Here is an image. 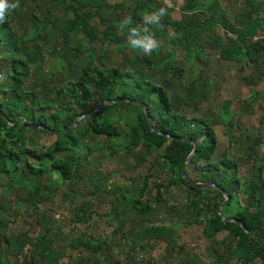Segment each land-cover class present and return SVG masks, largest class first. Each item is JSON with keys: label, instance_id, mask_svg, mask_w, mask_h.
Wrapping results in <instances>:
<instances>
[{"label": "trees", "instance_id": "16d2710c", "mask_svg": "<svg viewBox=\"0 0 264 264\" xmlns=\"http://www.w3.org/2000/svg\"><path fill=\"white\" fill-rule=\"evenodd\" d=\"M183 1L180 19L170 7L152 29L156 38L172 29L164 38L171 49L152 54L128 47L117 23L131 15L139 24L140 13L163 0H16L0 22V110L13 122L0 113V264H153L150 258L143 263L140 251L157 242L164 243L166 264L264 262V230H246L264 225V155L257 151L264 135L248 144L245 157L230 156L219 151L216 125L232 124L231 100L217 112L195 114L216 87L200 66L214 59L208 49L255 68L244 77L253 86L246 106L264 93L254 80L264 77V0ZM111 44L122 55L120 68L106 62ZM177 48L196 64L194 79L181 84L184 96L176 92L175 81L186 71ZM118 97L143 101L161 133L131 101L107 102L67 129L78 115ZM95 152L123 153L127 163H147L146 171L129 177L130 186L119 185L98 163L91 165ZM188 157L187 178L215 186L186 182ZM250 161L256 169L244 177L242 163ZM63 187L73 219L91 225V233L65 232L40 209ZM8 191L33 206V228L10 233L12 216L21 212L5 200ZM225 192L222 214L235 218L227 222L218 212ZM102 205L109 206L105 212ZM102 216L110 227L103 234L97 227ZM195 224L209 240L213 260L185 253L179 229ZM69 248L83 255L73 262L69 254L63 262Z\"/></svg>", "mask_w": 264, "mask_h": 264}, {"label": "rangeland", "instance_id": "374dc122", "mask_svg": "<svg viewBox=\"0 0 264 264\" xmlns=\"http://www.w3.org/2000/svg\"><path fill=\"white\" fill-rule=\"evenodd\" d=\"M169 3L172 5L171 13L173 18L180 19L183 14L182 7L184 1L169 0ZM215 30L218 31L219 34L225 35L227 38L230 36V33H225L220 26H217ZM172 34V29H169V32L165 37L168 38ZM165 37L161 35L157 38L160 42V46L155 49L156 51H162L163 48L171 49V45L164 40ZM114 46V44L109 46V53L106 62L109 65H117L120 68L122 55L115 51ZM208 52L213 54L214 59H212L208 65L205 66L201 63L200 66L201 69L204 70V75L209 76L208 78H211L215 82L216 87L210 92V96L201 102L199 110L195 114L200 115L208 108L217 112L224 106L225 100L230 99L231 102L228 105L230 112H228V116L232 124L225 125L224 122L220 121L216 125V132L220 141L219 151L226 150L230 156L245 157V149L248 144L258 137L260 138L261 133L264 135V93L262 91L264 90V77L261 79H258V77L254 79L255 83H257V88H259L263 94L254 105L248 107L246 106L244 99L253 92V86L245 82L244 77L254 72L255 68L248 64L241 67L240 62L220 59L218 51L209 50ZM176 55L179 64L186 68L182 77H179L175 81L177 94L183 95L185 93V88L182 86L184 85V87H186L189 81L194 79L192 75L196 64L191 65L188 62L187 52L182 48H177ZM197 89L199 90V88ZM257 151L259 155H264V141L261 142L259 147H257ZM154 155L155 152H152V154L147 157L152 159ZM90 159L92 161L91 165L98 163L105 172L112 175L111 179L113 182L123 186H130L131 180L129 177L141 173L144 174L147 168V163L140 167L135 166V160L131 158L129 159V163H127L123 153H119L113 157H103L95 152V154L91 155ZM254 163L255 161L242 163L241 174L244 177L252 175L253 169H256V165L253 168ZM64 189L65 187L61 188L60 194L47 200L40 206V209L42 211L46 210L47 214L52 216L55 220V224H59L65 232L70 231L72 234H78L79 232L91 233V225L76 222L73 219L74 211L67 202V197H63ZM154 193L155 192L152 190L148 191L146 197H152ZM15 195V193L8 191L5 198V200L13 203L21 212L20 215L12 216L13 222L10 224V233L28 227L33 228L35 225L34 216L30 215L34 210L33 206L25 205L18 201ZM108 207V205H102L101 212H105ZM97 227L101 234L110 231V227L106 225L104 216L99 219ZM179 241L184 245L185 253H198L208 261L215 258V253L211 251L210 242L204 237L201 226L198 224L180 227ZM69 254L73 257V262L79 260L81 255H83L79 250L69 248L67 255L62 258L63 262L68 260ZM164 256L165 249L163 242H157L155 246L151 248L144 246L140 251V258L143 263L147 258H150L153 264H166ZM115 258L122 260L124 255H117ZM233 263H235V261H233ZM254 264H264V262L256 260Z\"/></svg>", "mask_w": 264, "mask_h": 264}, {"label": "clouds", "instance_id": "9594fccd", "mask_svg": "<svg viewBox=\"0 0 264 264\" xmlns=\"http://www.w3.org/2000/svg\"><path fill=\"white\" fill-rule=\"evenodd\" d=\"M16 7V0H0V22H3L5 16ZM170 7L172 5L169 0H164L162 6L151 11H142L139 24L134 21L131 15L122 17L117 23V28L126 33L127 46L144 54H151L157 49L160 42L152 29L159 26L161 18L167 14Z\"/></svg>", "mask_w": 264, "mask_h": 264}, {"label": "water", "instance_id": "95a60500", "mask_svg": "<svg viewBox=\"0 0 264 264\" xmlns=\"http://www.w3.org/2000/svg\"><path fill=\"white\" fill-rule=\"evenodd\" d=\"M116 101H131V102H135V103H138V104H140V105H142V107L144 108V110H145V112H146V114H147V116H148V119H149V122H150V125H151V127H152V129L154 130V131H156V132H158V133H161V131H160V129L155 125V123L153 122V119H152V117L150 116V114H149V110H148V107H147V105L143 102V101H141V100H131L130 98H128V97H118V98H116V99H106V100H103L99 105H98V107H96L95 109H92V110H90V111H88V112H85V113H82V114H80V115H78L75 119H74V121L67 127V129H70V128H72L81 118H83V117H85V116H87V115H89V114H91V113H93L94 111H97V110H99L101 107H102V105H104L105 103H107V102H116ZM0 113L2 114V116L4 117V119L8 122V123H10V124H12L13 122L12 121H10L8 118H7V116L5 115V114H3V112L0 110ZM165 135H167L168 136V134L167 133H164ZM193 153V152H192ZM191 153V154H192ZM191 154H190V156H191ZM188 160H189V157H188V159H187V161H186V164H185V167L183 168V171H182V174H183V177L185 178V180H186V182L188 183V184H191V185H194V186H197V187H201V188H210V187H213V186H215V184L214 183H210V182H205V181H191V180H189L188 178H187V175H186V166H187V162H188ZM225 194H226V198H225V201L224 202H222L220 205H219V208H218V212H219V214H221V216H222V218L225 220V222H227V221H229V220H235V218L233 217V216H224L223 214H222V206H223V204L229 199V196L227 195V192H225ZM238 222L243 226V227H245L244 226V224L241 222V221H239L238 220ZM246 230L248 231V232H251V233H255V232H261V231H263L264 230V225H262L261 227H259V228H257V229H247L246 228Z\"/></svg>", "mask_w": 264, "mask_h": 264}, {"label": "crops", "instance_id": "0c3cea01", "mask_svg": "<svg viewBox=\"0 0 264 264\" xmlns=\"http://www.w3.org/2000/svg\"><path fill=\"white\" fill-rule=\"evenodd\" d=\"M214 31H215V30H214ZM262 32H264V31H262ZM210 34L213 36V34H212V33H210ZM209 50L216 51L215 49H208V51H209Z\"/></svg>", "mask_w": 264, "mask_h": 264}]
</instances>
